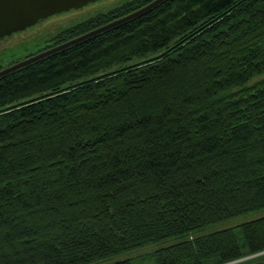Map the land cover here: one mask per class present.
<instances>
[{
    "label": "trees",
    "instance_id": "1",
    "mask_svg": "<svg viewBox=\"0 0 264 264\" xmlns=\"http://www.w3.org/2000/svg\"><path fill=\"white\" fill-rule=\"evenodd\" d=\"M263 75L264 0H165L0 77V264H131L114 257L147 249L156 264H224L264 251V215L218 227L264 211Z\"/></svg>",
    "mask_w": 264,
    "mask_h": 264
},
{
    "label": "rangeland",
    "instance_id": "2",
    "mask_svg": "<svg viewBox=\"0 0 264 264\" xmlns=\"http://www.w3.org/2000/svg\"><path fill=\"white\" fill-rule=\"evenodd\" d=\"M130 1L132 0H96L78 9H71L60 14H55L54 16L40 21L37 25L28 28L25 31L18 32L17 34H15V36L13 35V37H11L9 41L0 44V70L14 63L22 61L34 54H37L38 52L50 48L44 47L52 44L55 39L54 37L57 36L58 32H60L62 29L77 24L97 14L120 7ZM261 77H264V75ZM261 215H264V211L250 212L219 224L218 227L235 226L243 221ZM158 246L159 245L150 247L157 248ZM149 251V249L145 251H131L121 255H117L114 257V259L131 258V264H156L155 257L149 255ZM262 254H264V251L257 254L247 255L224 264H243V260L252 257L257 261H263L264 256H262ZM101 263L102 262L96 264Z\"/></svg>",
    "mask_w": 264,
    "mask_h": 264
},
{
    "label": "water",
    "instance_id": "3",
    "mask_svg": "<svg viewBox=\"0 0 264 264\" xmlns=\"http://www.w3.org/2000/svg\"><path fill=\"white\" fill-rule=\"evenodd\" d=\"M93 1L96 0H0V39L25 31L55 14H60L71 9H78ZM163 1L165 0H152L124 16L111 20L60 44L38 52L22 61L7 66L0 70V77L103 31L109 30L123 22L145 14Z\"/></svg>",
    "mask_w": 264,
    "mask_h": 264
},
{
    "label": "flooded vegetation",
    "instance_id": "4",
    "mask_svg": "<svg viewBox=\"0 0 264 264\" xmlns=\"http://www.w3.org/2000/svg\"><path fill=\"white\" fill-rule=\"evenodd\" d=\"M15 34H17V33H15ZM15 34H12V35H10V36H8V37H6V38H2V39H0V44H1V43H4V42H6V41H9L10 38L13 37V35L15 36Z\"/></svg>",
    "mask_w": 264,
    "mask_h": 264
}]
</instances>
